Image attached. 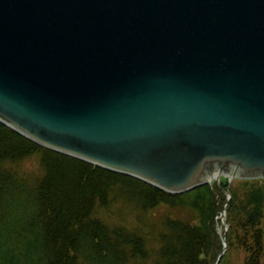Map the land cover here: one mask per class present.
Here are the masks:
<instances>
[{
	"label": "water",
	"instance_id": "1",
	"mask_svg": "<svg viewBox=\"0 0 264 264\" xmlns=\"http://www.w3.org/2000/svg\"><path fill=\"white\" fill-rule=\"evenodd\" d=\"M0 121L175 194L264 177V0H0Z\"/></svg>",
	"mask_w": 264,
	"mask_h": 264
},
{
	"label": "trees",
	"instance_id": "2",
	"mask_svg": "<svg viewBox=\"0 0 264 264\" xmlns=\"http://www.w3.org/2000/svg\"><path fill=\"white\" fill-rule=\"evenodd\" d=\"M35 156L39 168L29 169L25 164ZM221 184L228 186L227 180ZM215 186L220 187L214 182L167 192L43 146L0 121V264H214L221 211ZM121 200L142 210L182 200L199 220L168 216L159 246L151 248L139 230L103 218L101 211ZM243 206L245 230L238 236L246 250L243 264H264V231L257 229L264 217V186H251ZM250 233L252 242H242Z\"/></svg>",
	"mask_w": 264,
	"mask_h": 264
},
{
	"label": "rangeland",
	"instance_id": "3",
	"mask_svg": "<svg viewBox=\"0 0 264 264\" xmlns=\"http://www.w3.org/2000/svg\"><path fill=\"white\" fill-rule=\"evenodd\" d=\"M25 166L29 169H38V157L35 156L33 159L28 161ZM223 180H227V187L221 186ZM214 182L220 186H215L213 188L216 195L217 207L221 210L217 216L218 236L215 241L218 253L220 254L224 251L217 264H243L246 250L240 246L239 242L241 241L238 239V236H243L245 230V228L241 226L244 220L243 205L246 199V192L253 185L264 186V177L234 178L230 181L229 177L222 175L219 179H214L212 184ZM233 192H236L237 195L234 204L231 207L232 217L229 219L227 217L228 205ZM101 214L110 224L125 223L129 227L137 229L145 234L151 248H157L159 246L160 242L158 235L160 231L165 229L164 223L168 216L182 219L183 221L197 222L199 220L197 212L189 205L184 204L182 200H176L175 204H171L169 201H162L158 206L149 210L136 208L132 204L123 203L121 200L116 202L109 209H103ZM259 228L264 231V217L262 224L259 225L257 229ZM228 236L232 240V246H229ZM252 240V233H250V237L246 238L244 236L242 242L245 243L247 241L251 243ZM217 259L218 257L215 259L214 264Z\"/></svg>",
	"mask_w": 264,
	"mask_h": 264
}]
</instances>
